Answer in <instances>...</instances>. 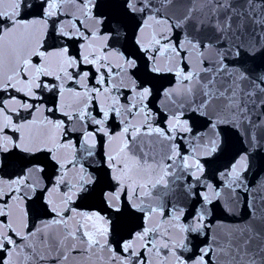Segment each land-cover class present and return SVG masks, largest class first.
Returning a JSON list of instances; mask_svg holds the SVG:
<instances>
[{
  "label": "snow or ice",
  "instance_id": "snow-or-ice-1",
  "mask_svg": "<svg viewBox=\"0 0 264 264\" xmlns=\"http://www.w3.org/2000/svg\"><path fill=\"white\" fill-rule=\"evenodd\" d=\"M258 149L264 0H0V264H264Z\"/></svg>",
  "mask_w": 264,
  "mask_h": 264
},
{
  "label": "water",
  "instance_id": "water-1",
  "mask_svg": "<svg viewBox=\"0 0 264 264\" xmlns=\"http://www.w3.org/2000/svg\"><path fill=\"white\" fill-rule=\"evenodd\" d=\"M239 148L240 146L236 145V147L232 149V151L228 155L216 161L213 164V170L216 167H221L224 164H226L228 160L231 158V155H233L235 151H238ZM245 176L249 182H254L258 178L264 179V150L258 149V150L251 151L250 156H249V170L245 173ZM77 203L79 204L80 202L77 201ZM217 215L227 220L232 219V217L227 216L222 209L217 213Z\"/></svg>",
  "mask_w": 264,
  "mask_h": 264
}]
</instances>
